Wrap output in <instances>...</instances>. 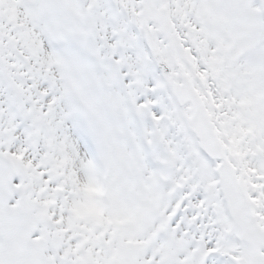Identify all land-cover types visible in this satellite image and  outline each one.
I'll return each mask as SVG.
<instances>
[{
    "label": "snow or ice",
    "instance_id": "6c2138e0",
    "mask_svg": "<svg viewBox=\"0 0 264 264\" xmlns=\"http://www.w3.org/2000/svg\"><path fill=\"white\" fill-rule=\"evenodd\" d=\"M0 264H264V0H0Z\"/></svg>",
    "mask_w": 264,
    "mask_h": 264
}]
</instances>
